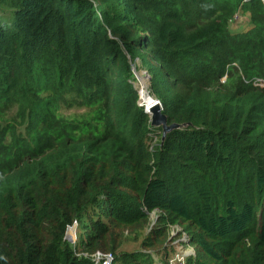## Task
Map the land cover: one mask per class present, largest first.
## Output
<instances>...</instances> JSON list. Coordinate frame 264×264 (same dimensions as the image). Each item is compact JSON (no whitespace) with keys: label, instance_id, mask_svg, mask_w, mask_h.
<instances>
[{"label":"trees","instance_id":"16d2710c","mask_svg":"<svg viewBox=\"0 0 264 264\" xmlns=\"http://www.w3.org/2000/svg\"><path fill=\"white\" fill-rule=\"evenodd\" d=\"M239 9L252 27L231 32ZM136 59L179 124L154 145ZM256 79L261 0H0V264H93L83 253L114 254L152 212L141 248L161 262L180 244L187 264H264ZM115 261L153 262L140 251Z\"/></svg>","mask_w":264,"mask_h":264},{"label":"rangeland","instance_id":"374dc122","mask_svg":"<svg viewBox=\"0 0 264 264\" xmlns=\"http://www.w3.org/2000/svg\"><path fill=\"white\" fill-rule=\"evenodd\" d=\"M248 15H249L248 12L244 11L243 9H241V10L239 9L238 16H237L238 18L234 22H232V24L229 25L230 31L231 32H241V31H246L248 28H251L252 24L250 23V21L247 18ZM131 67H132L131 71L133 73L132 83L138 92L137 93V96H138L137 101L139 103H140V101L143 103L142 100H139V94L143 89H145V91H147V92L149 91L150 92L149 95H151L153 98L154 95L151 92L150 77H147V75L144 73V70H146V68L140 64V60H138V59H136V61L131 63ZM141 75H142V77H141ZM143 86H145V87H143ZM146 86H147V88H146ZM141 107L145 111L144 105H142ZM88 111H89L88 109H84V108H75V109L62 108L60 110V112L62 114H64L65 117L66 116H73V115H80L81 113L88 112ZM14 115H15V108H10L6 111V114L4 117L10 119V118L14 117ZM153 126L161 128V131L159 130V128H158V130H155V135L153 136V145H154V144L158 143L159 139L160 140L162 139V127H161V125H153ZM160 132H161V134H160ZM160 135H161V138H160ZM157 215H158V212H152L150 214V224L147 227H145V229L143 231H140L138 233L137 237H135V234L130 235V234L125 233L122 237L121 243L119 244L118 248L114 252V256H116V258H117V256L119 254L121 255L124 253H131V252H135V251L146 252V253H149L150 258L153 261L152 264H159L161 262V260L159 258L160 253H158L156 250L141 248V241L143 240V238L145 237V235L149 231L151 225H153V223L155 222ZM78 228L75 230L76 235H78L79 232L82 231V229H81L82 226L80 224H78ZM179 229L180 228H177V227L172 228L170 231V238L175 237L176 236L175 234L179 231ZM179 240L185 241V240H187V238L184 235L181 239L180 238L175 239L173 241V243H177ZM177 249L180 250V252H178V253L193 252V249L191 247H189V246L182 247L180 244L177 245ZM171 251H172V248H171ZM114 264H121V263L119 261H114Z\"/></svg>","mask_w":264,"mask_h":264},{"label":"built area","instance_id":"2783aa9c","mask_svg":"<svg viewBox=\"0 0 264 264\" xmlns=\"http://www.w3.org/2000/svg\"><path fill=\"white\" fill-rule=\"evenodd\" d=\"M261 1L264 4V0H261ZM237 16H238V13L233 15L232 22H234L238 18ZM144 73L147 75V77H150V75L148 74L147 70H144ZM141 77H142V75H141ZM254 85L264 88V80L256 79L254 81ZM152 99H153L154 102H157L161 106V103L159 102L158 99H156L154 96H153ZM140 103H141V101H140ZM140 103L137 101V104L142 106L143 104L142 103L140 104ZM144 109H145V106H144ZM145 112L148 113L147 109L145 110ZM76 226H77V224L74 223L71 226H69L67 228V231H66V237L69 240V242H71L72 244H74L75 240H76V233H75ZM193 253L194 252H188V253L187 252L186 253H182V252L178 253V252H176L173 256H171L168 259L167 264H187L186 263L187 256L192 255ZM79 254L80 253H77V255H79ZM83 255L89 257L92 260L93 264H114V261H115V256L110 251L96 250V251H94L91 254L83 253ZM159 264H166V263L160 262Z\"/></svg>","mask_w":264,"mask_h":264},{"label":"water","instance_id":"95a60500","mask_svg":"<svg viewBox=\"0 0 264 264\" xmlns=\"http://www.w3.org/2000/svg\"><path fill=\"white\" fill-rule=\"evenodd\" d=\"M153 101V99H151ZM152 112H148L149 120L151 125H161L162 127V137L166 132L170 131L173 128H178V123L168 124L166 121L165 115L161 112V106L157 102H152Z\"/></svg>","mask_w":264,"mask_h":264},{"label":"bare ground","instance_id":"6f19581e","mask_svg":"<svg viewBox=\"0 0 264 264\" xmlns=\"http://www.w3.org/2000/svg\"><path fill=\"white\" fill-rule=\"evenodd\" d=\"M143 87H145V86H143ZM146 88H147V86H146ZM139 99L143 101V103L142 102L141 103L145 106V110L147 109V112H152L153 107H150V106L153 105L152 102H154V101L151 100L152 96L149 95V91L147 92V91H145V89H143L139 94Z\"/></svg>","mask_w":264,"mask_h":264}]
</instances>
